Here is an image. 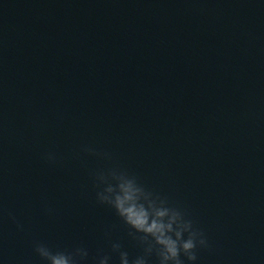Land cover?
<instances>
[{
    "label": "water",
    "instance_id": "1",
    "mask_svg": "<svg viewBox=\"0 0 264 264\" xmlns=\"http://www.w3.org/2000/svg\"><path fill=\"white\" fill-rule=\"evenodd\" d=\"M113 173L264 264V0H0V264H161Z\"/></svg>",
    "mask_w": 264,
    "mask_h": 264
},
{
    "label": "clouds",
    "instance_id": "2",
    "mask_svg": "<svg viewBox=\"0 0 264 264\" xmlns=\"http://www.w3.org/2000/svg\"><path fill=\"white\" fill-rule=\"evenodd\" d=\"M113 178L117 180L116 185H109L105 189L107 194H98L99 199L111 204L120 217L137 232L153 238L160 247L161 264H184L181 254L189 262H195L197 246H208L203 233L192 230L191 222L184 221L179 211L167 207L155 208L153 203L146 206L140 199L143 190L136 185L134 179H128L123 174L116 176L114 173ZM165 216H170L167 223L163 222ZM184 233H188L186 239ZM35 251L48 264H73L70 254L53 252L43 244L37 243ZM121 264H128L125 254L121 255ZM135 264H144V261L137 260Z\"/></svg>",
    "mask_w": 264,
    "mask_h": 264
}]
</instances>
